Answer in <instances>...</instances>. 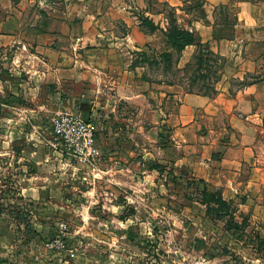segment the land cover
<instances>
[{"label": "rangeland", "instance_id": "rangeland-1", "mask_svg": "<svg viewBox=\"0 0 264 264\" xmlns=\"http://www.w3.org/2000/svg\"><path fill=\"white\" fill-rule=\"evenodd\" d=\"M179 1L181 23L174 7L158 5L168 21L163 30L165 40L174 31L187 30L195 37L193 48L183 53L188 45L177 49L166 43L168 47L158 60L136 59L137 65L146 68L138 76L144 96L133 103L120 100L114 112L96 115L94 134L102 149L99 147L100 157L94 166L74 163L76 168L72 169L54 159L53 111L35 105L45 102L51 109V88H45L37 100L18 102L30 111L24 113L26 117L11 111V120L0 117V264H264V212L260 218H252L239 211L238 201L229 200V209L222 211L224 219L218 218L217 211L211 209L216 205L205 203V190H220L211 189L199 178L181 180L173 164L157 161V152L168 145L162 142L168 140L166 128L158 133L154 146L145 143L140 134L130 137L135 123L147 127L151 109L155 113L164 105L155 95L146 96V84H179L187 92L212 95L220 81L227 82L231 91L242 83L229 74L222 75L236 62L221 57L209 41H201L199 30L214 40L222 35L231 38L236 13L243 3H248L257 17L264 18V0H229L218 5L213 9V26L198 31L193 28L195 22L210 23L205 0ZM0 3L12 7L8 13L20 16L16 9L24 6L25 0ZM33 13L31 7L20 18L29 22ZM9 29L0 25V32ZM26 29V34L34 33L33 28ZM139 30L151 32L155 26L142 17ZM13 51L7 50L6 54L11 57ZM9 65V60L6 65L0 63V88L13 83L12 77L4 74L9 73ZM20 78L31 80L24 72ZM2 94L0 101L5 100ZM6 110L11 109L0 105V115ZM156 118L160 121L158 115ZM116 146L123 151L126 146L133 153L122 156V171L116 173L118 182L111 179L113 155L104 158L103 154L104 148ZM146 151L153 155L147 157ZM20 153L30 159L19 157ZM31 159L40 163L31 164ZM103 163L109 171L101 169ZM33 166L37 176H29L28 181L24 175L33 173ZM29 182L44 184L38 197L24 189ZM55 185L60 194L49 197Z\"/></svg>", "mask_w": 264, "mask_h": 264}, {"label": "crops", "instance_id": "crops-1", "mask_svg": "<svg viewBox=\"0 0 264 264\" xmlns=\"http://www.w3.org/2000/svg\"><path fill=\"white\" fill-rule=\"evenodd\" d=\"M228 1L205 0L206 18L210 23L205 25L197 21L193 28L197 31L199 28L210 29L214 24L213 9ZM153 2L25 0V5L16 9L20 16L8 13V8L12 7L0 3V25L10 28L0 32V63L6 65L9 60V73L4 71V74L13 80L11 85L0 88L5 96L0 105L11 109L0 117L11 120L10 111L26 117L24 113L29 110L22 109L20 101L26 104L37 100L45 88L54 92L49 93L52 107L48 109V104L39 102L35 104L38 108L52 110V116L57 111L89 110L90 121L94 124L96 115L107 116L114 112L120 100L133 103L143 97L138 76L146 68L137 65L136 59L158 60L168 47L163 33L168 21L158 5L167 3L174 7L178 22L183 21L179 17L182 14L179 0ZM31 7H34V18L29 22L20 18ZM142 17H146L155 30L140 31ZM27 27L33 28L32 35L26 34ZM233 31V37L219 40L201 30L199 34L201 41H209L221 57L236 62L234 68L222 75L229 74L242 83L231 91L227 82L220 81L212 95L187 92L179 84H146V96L149 93L155 95L164 101V105L155 113L151 109L152 117L147 127L135 123L130 137L140 134L145 143L154 146L159 140L158 133L166 128L168 140L162 142L168 145L157 152V161L173 164L181 180L199 178L207 182L211 189L220 190L226 201H238L239 211L260 218L264 212V147L260 145H264L261 141L264 138V18L257 17L248 3H243L236 13ZM237 46L239 50H236ZM190 48L193 45L186 46L183 53ZM7 50L14 52L11 57L6 54ZM22 72L31 80L27 82L20 78ZM95 143L100 149L97 136ZM125 147L124 151L119 146L102 150L104 158L113 155L111 179L114 182L119 178L116 173L122 171L119 166L122 156L133 154ZM52 154L59 164L62 162L60 166L76 168L74 163L77 162L59 156L54 150ZM145 155L153 154L146 151ZM20 156L30 159L25 154L20 153ZM34 162L40 163L37 159L30 160L31 164ZM101 169L109 171L104 163ZM33 170L24 175L28 181L29 176L37 173L35 166ZM151 172L154 174L155 171ZM43 185L29 182L24 189L29 195L38 197ZM59 194L55 185L49 197ZM239 198L243 199L239 201Z\"/></svg>", "mask_w": 264, "mask_h": 264}, {"label": "built area", "instance_id": "built-area-1", "mask_svg": "<svg viewBox=\"0 0 264 264\" xmlns=\"http://www.w3.org/2000/svg\"><path fill=\"white\" fill-rule=\"evenodd\" d=\"M95 127L76 111H57L53 117V148L59 156L78 164L94 166L100 151L95 143Z\"/></svg>", "mask_w": 264, "mask_h": 264}, {"label": "trees", "instance_id": "trees-1", "mask_svg": "<svg viewBox=\"0 0 264 264\" xmlns=\"http://www.w3.org/2000/svg\"><path fill=\"white\" fill-rule=\"evenodd\" d=\"M229 36L230 35H222V36L217 37V40L223 39V38H228ZM194 42H196L195 37H193L192 34L189 33L187 30H183V29L177 30L176 32L174 31L173 34L170 35L166 41V43L168 45L175 46V47H177V49H182L186 45H191ZM205 197H206L205 203L207 205H209L211 203L216 205V208H211V209H215L217 211V213H216L217 217L220 219H224V215H222V213H223L222 211L223 210L227 211L229 209L228 201H226L222 197L220 192L216 193V192H209L208 190H205Z\"/></svg>", "mask_w": 264, "mask_h": 264}, {"label": "water", "instance_id": "water-1", "mask_svg": "<svg viewBox=\"0 0 264 264\" xmlns=\"http://www.w3.org/2000/svg\"><path fill=\"white\" fill-rule=\"evenodd\" d=\"M79 115L85 122H89L90 121V119H89L90 111L89 110L80 111Z\"/></svg>", "mask_w": 264, "mask_h": 264}]
</instances>
